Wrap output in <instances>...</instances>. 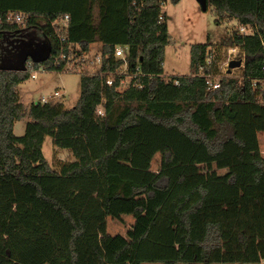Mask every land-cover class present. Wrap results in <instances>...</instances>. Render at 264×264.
Listing matches in <instances>:
<instances>
[{
	"label": "trees",
	"instance_id": "1",
	"mask_svg": "<svg viewBox=\"0 0 264 264\" xmlns=\"http://www.w3.org/2000/svg\"><path fill=\"white\" fill-rule=\"evenodd\" d=\"M206 1L217 24L235 20L238 28L217 45L192 46L189 76H167L166 0H0V264L264 262V157L258 141L264 133V0ZM14 15L22 22L8 19ZM241 27L251 33H240ZM34 31L44 44L43 57H5L14 54L12 46L31 41ZM26 33L31 38L24 40ZM95 43L101 46L99 69L80 72L73 108L40 102L24 108L17 87L31 69L62 72L66 59L81 68ZM118 47L124 59L115 56ZM235 47L244 56L241 80L224 77L209 91L205 76L219 72L220 50ZM136 68L142 87L129 81L121 88ZM109 76L111 86L105 84ZM24 118L25 132L17 137L14 124ZM143 120L186 138L193 145L190 166L240 159L243 169L193 185L185 174L172 180L162 169L147 181L109 173V162L134 146L125 137ZM46 136L73 160L52 168L42 153ZM169 146L162 151L165 165L174 160ZM140 196L155 204L151 211L133 208L136 217L145 212V226L110 253L111 208Z\"/></svg>",
	"mask_w": 264,
	"mask_h": 264
},
{
	"label": "rangeland",
	"instance_id": "2",
	"mask_svg": "<svg viewBox=\"0 0 264 264\" xmlns=\"http://www.w3.org/2000/svg\"><path fill=\"white\" fill-rule=\"evenodd\" d=\"M163 8L166 14L169 35V44L164 49L163 57V71L167 76H189L191 74L190 49L192 46L207 42L217 45L221 43L227 33L238 28L235 20H225L217 24L214 9L208 7L206 11H202L196 0H166ZM21 38L24 40L31 38V33H26V37ZM100 47L98 43L90 46V53L86 56L88 59L83 67V73L92 74L98 71L99 63L95 61V55H99ZM12 50L14 54L7 51L5 57H11L16 62H21L24 53L40 58L46 52L43 42L37 40L35 31L31 41L19 46H12ZM220 58L219 72L215 74V77L218 80L224 77L241 80L244 64L242 53L239 51V53L235 52L234 56H228L227 49L222 48ZM232 60L241 61V67L232 69L231 73L228 74L227 64ZM90 61H92V65H90ZM32 75L34 77H30L17 87L19 101L25 109L31 103L40 102L42 98L54 97L56 92L61 97L51 99L49 103H62L66 109H71L76 105L80 94V72L66 70L62 72L36 71ZM27 122L28 119L24 118L14 124L13 133L15 136L21 137L24 134ZM125 139L126 141L134 139V146L110 161L108 172L119 174L127 179L136 181L151 180L162 169L164 173L172 177V180H175L180 173L185 174L188 178L187 183L193 185L198 179L221 176L234 167L241 166L240 159H229L221 161L219 164H209V166H190L187 164L190 153L188 148L193 147V145L178 132L155 127L146 120H143V124L139 128L130 131ZM258 141L260 152L264 157V133L258 134ZM169 145L174 150V160L171 164L165 165L162 151ZM42 153L52 168H57L59 163L73 160L68 151L53 146L52 139L49 136L44 138ZM123 203L126 204L124 207H112L107 217V232L112 238L110 253L116 246L119 248L124 243L135 239L145 226L146 223L143 222L145 212L142 214V218L136 217L133 208L138 205H145V210L151 211L155 205L151 204L150 207L145 196L138 197L136 203L133 204H129L131 202Z\"/></svg>",
	"mask_w": 264,
	"mask_h": 264
},
{
	"label": "built area",
	"instance_id": "3",
	"mask_svg": "<svg viewBox=\"0 0 264 264\" xmlns=\"http://www.w3.org/2000/svg\"><path fill=\"white\" fill-rule=\"evenodd\" d=\"M8 19L13 20L15 23H21L22 22V17L20 15L10 16V17H8ZM57 23L58 22L55 21V22L51 23V26L55 27L57 25ZM59 25H60V27L61 26H66V18L61 19L59 21ZM239 31H240V33H243V34L251 33L250 31L247 32V29L244 28V27H241L239 29ZM237 50H239L237 47L227 49L228 56H231V55L234 56L235 52L239 53L240 50L239 51H237ZM115 56L124 59V56H125L124 55V50L122 48H120V47L116 48ZM208 57H209V59H208L207 62L209 63L210 62V55H208ZM61 59H65V55L64 54L61 55ZM87 59L88 58H86V56H85L84 59L81 61V63L85 64L84 60H86V62H87ZM100 59H101L100 58V54L99 55H95V61H97L99 63V65H100ZM76 65H77V62H72L70 59H66V64H65L64 70L70 71V72H83V67L85 65H83V67L78 68V69H77ZM90 65H92V61H90ZM40 70L42 71V69H40ZM125 71H126V62L124 61L123 70H122V72H120V74H124ZM33 72H36V71L31 69V75H32ZM92 74H94V73H92ZM139 76H140L139 68H136V73H134L132 75L125 76V79L123 81H121V85L125 86L129 81H132L133 86L135 88H137V89H140L142 87V84L137 79V77H139ZM31 77H34V75H32ZM105 84L108 85V86H111L112 78L110 76L107 77V79L105 81ZM205 84L207 85L209 91H215V90H217L219 88L220 79L218 80L213 75H207V76H205ZM175 85H177V82H175ZM122 86H121V88H122ZM59 97H61V95L58 92H56L54 97H50L48 99L42 98L40 100V103L46 104V103H49L51 99H56V98H59ZM99 114H102V112L99 111Z\"/></svg>",
	"mask_w": 264,
	"mask_h": 264
},
{
	"label": "water",
	"instance_id": "4",
	"mask_svg": "<svg viewBox=\"0 0 264 264\" xmlns=\"http://www.w3.org/2000/svg\"><path fill=\"white\" fill-rule=\"evenodd\" d=\"M196 1L199 4L202 11L207 10V1L206 0H196ZM240 67H241V61H236V60L229 61V63L227 64V68H228L227 73L230 74L232 69H237Z\"/></svg>",
	"mask_w": 264,
	"mask_h": 264
},
{
	"label": "crops",
	"instance_id": "5",
	"mask_svg": "<svg viewBox=\"0 0 264 264\" xmlns=\"http://www.w3.org/2000/svg\"><path fill=\"white\" fill-rule=\"evenodd\" d=\"M261 264H264V262H262Z\"/></svg>",
	"mask_w": 264,
	"mask_h": 264
}]
</instances>
